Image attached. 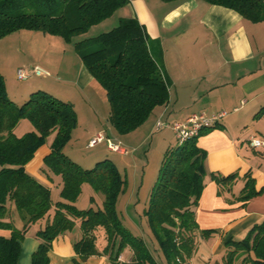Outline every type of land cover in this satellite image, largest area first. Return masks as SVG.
<instances>
[{"label":"trees","instance_id":"16d2710c","mask_svg":"<svg viewBox=\"0 0 264 264\" xmlns=\"http://www.w3.org/2000/svg\"><path fill=\"white\" fill-rule=\"evenodd\" d=\"M204 1L235 10L254 23L264 21V0ZM127 4L128 0H0V39L16 31L34 30L72 43L87 71L106 91L110 124L118 134L126 135L140 127L154 108L169 102L170 88L160 56L152 51L153 40L137 18H120L108 31L87 34ZM154 44L160 49L158 43ZM3 76L0 71V229H10L11 235H0V264H18L26 230L42 217L50 216L52 207L53 216L37 232L40 244L32 255V264H49L47 255L52 242L73 228L76 219L81 220L83 236L74 244V250L82 260L99 253L96 231L100 227L107 239L103 253H109L113 263L118 264L120 252L130 246L133 258L125 264H158L144 239L125 227L119 216L117 202L128 180L116 163L106 158L84 168L63 152L78 124L73 103L37 89L19 104L9 97ZM263 116L264 105L253 118ZM22 119H28L36 130L17 136L14 127ZM214 127L204 128L199 135L169 146L152 186L144 214L165 264H185L196 249L197 233L208 237L218 232L200 230L194 211L206 175L207 152L198 146V139ZM53 132L56 136L44 165L62 179V200L55 203L51 189L26 170L34 152ZM211 177L221 187L229 188L240 174L213 172ZM243 177L245 185L238 200L246 203L262 194L264 185L256 188L251 172ZM84 183L104 195L103 208L79 209L75 205ZM8 200L15 202L24 221L22 230L4 219ZM225 248L224 264H233L242 255H245L243 264H264V219L254 224L243 238L226 239Z\"/></svg>","mask_w":264,"mask_h":264},{"label":"crops","instance_id":"0c3cea01","mask_svg":"<svg viewBox=\"0 0 264 264\" xmlns=\"http://www.w3.org/2000/svg\"><path fill=\"white\" fill-rule=\"evenodd\" d=\"M125 17H135L146 26V32L153 40L152 51L159 54L162 68L170 80L169 102L154 108L150 117L136 130L126 135L115 131L109 121L110 104L106 91L87 71L81 60L78 71L75 74L66 72L65 77H60L59 74L61 60H58L57 64L50 61L49 65L56 69L55 81L59 84L46 83L45 87L40 84L17 85L16 78L14 79L10 72L5 70L6 67L0 64L8 95L20 104L33 91L45 89L63 100L72 102L78 115V124L63 152L84 168H91L95 162L100 161L93 154H88L91 148L96 147H89V141L99 132H105L113 138L122 137H117L122 145L123 142L130 144L133 141H139L143 145L153 131L171 129L164 127L155 130L156 121L159 119L175 122L185 120L194 113L212 115L227 111V115L221 118L217 127L209 129L198 139V146L206 150L207 156L205 187L198 205L194 207L195 217L200 230L214 229L218 232L208 237L197 233L196 249L185 263L224 264L226 239L243 238L254 224L264 219V192L243 203L238 200V195L244 187V181L235 182L234 188H227L218 185L211 177L213 172L228 175L235 171L242 177L251 172L256 188L264 185V147L256 148L249 144L253 137L264 139V116L253 118L264 105V21L254 23L235 10L209 4L204 0H128L127 5L119 8L99 25L110 23V26H115L118 19ZM35 34L41 36L42 41L47 42L51 49L57 47L63 54L72 44L66 43L59 36L47 35L40 31ZM154 42L159 44L160 49ZM49 75L52 76L51 72ZM14 128L17 136L36 130L28 119H22ZM55 136L56 132L50 134L26 165L29 174L51 189L54 203L62 200V179L46 168L44 158L50 153ZM157 139L161 143L164 137L161 135ZM166 145L170 146L167 142L164 143V146ZM134 148L135 146L132 148L133 153ZM121 161H124L123 157L119 162ZM116 165L128 180L127 187L117 202V211L123 224L134 235L142 237L151 252L150 246H153L164 258L144 214L151 194L149 189L146 191L145 200L141 202L140 198L141 190L145 186L144 175L140 176L141 184L138 185L132 182L135 175L130 176L127 170L122 172L120 164ZM81 190L74 202L79 209L103 208L102 193L94 191L88 183L82 184ZM125 195L127 197L123 201ZM121 201L125 203L124 212L119 208ZM6 206L8 214L4 218L5 221L22 230L24 221L15 202L8 200ZM53 213L54 207L49 212L50 216L42 217L28 227L21 243L18 264H32V255L40 244L37 232L43 230ZM0 235L8 237L11 230L0 229ZM82 236L81 220L76 219L73 228L60 234L52 242V248L47 255L49 264H115L109 253H103L107 245L103 228L99 227L96 231L99 253L86 260H82L74 250V244ZM120 253L118 264L129 263L133 258L130 246ZM244 256L236 258L233 264H243Z\"/></svg>","mask_w":264,"mask_h":264},{"label":"rangeland","instance_id":"374dc122","mask_svg":"<svg viewBox=\"0 0 264 264\" xmlns=\"http://www.w3.org/2000/svg\"><path fill=\"white\" fill-rule=\"evenodd\" d=\"M117 25V24H115ZM114 26H110V23H104L103 25H99L94 27L89 33L92 35H97L98 33L108 31ZM38 31L34 30H22L10 34L9 37H4L0 39V61L2 65L6 68L7 72H10V75L15 79L17 69L19 68H31L34 65H40L43 68L48 69L52 76H37L33 75L28 80L19 81L17 78L15 79V83L17 85H26V84H40L45 87L46 83H56L59 84L58 81H55L56 74L55 70L51 65H49L50 61H54L56 64L58 60H61L62 64L60 65L59 74L60 77H65L66 72H70L75 74L78 70L77 67H81L80 58L78 56L77 51L75 50L74 45L71 44L68 48V51L63 54L59 48L51 49V46L42 41L43 38L35 33ZM43 33V32H42ZM35 34V36H34ZM45 34V33H44ZM61 38V37H60ZM63 40V39H62ZM51 64V63H50ZM59 65V64H58ZM66 66V67H65ZM69 66V67H68ZM69 73V74H70ZM63 79V78H59ZM65 79V78H64ZM107 127V124H106ZM163 136L164 140L159 143L158 137ZM118 137V136H117ZM119 138V137H118ZM122 138V137H121ZM119 138V139H121ZM132 140V139H130ZM131 142V141H130ZM169 143L170 146H174L177 144V139L173 134V131L168 128H164L161 131H153L149 134L147 141L142 144L140 142H131L127 144V142H123V145L128 149V154L122 156L119 152L109 151L107 150L106 142L100 143L96 145V147L91 148L88 154H93L99 160L103 159H111L117 164H120V169L122 172L125 170L128 171L130 176H134L132 182H136L138 185L141 184V177L144 175L145 186L141 190L140 198L141 202L145 200L146 191L149 193L154 186L156 179L158 177V172L161 166V162L164 156V153L168 146H164V143ZM129 145V146H128ZM135 146L134 153L132 152V148ZM121 157L124 158V161H120ZM150 162L147 166V163ZM95 165V164H94ZM93 165V166H94ZM92 166V167H93ZM244 179V180H243ZM244 181L245 178L240 176L236 182ZM234 183L232 187L234 188ZM237 189V187H235ZM123 201L126 199V195L123 196ZM136 197V195H135ZM123 201L120 202L119 208L124 212L123 207H125V203ZM152 252L154 254L155 259L159 264H165V259L161 257L160 254L157 253V250L150 246Z\"/></svg>","mask_w":264,"mask_h":264},{"label":"built area","instance_id":"2783aa9c","mask_svg":"<svg viewBox=\"0 0 264 264\" xmlns=\"http://www.w3.org/2000/svg\"><path fill=\"white\" fill-rule=\"evenodd\" d=\"M49 71L39 65H35L31 68H19L16 73V78L19 81L28 80L33 75L37 76H49ZM227 111L216 112L212 115H206L205 113H194L188 118L182 121L164 122L162 120L156 121L155 130H159L164 127H170L176 136L177 143L181 144L187 139L199 135V132L204 128H211L220 124L221 118L227 115ZM106 142L108 150L119 152L121 154L128 153V149L122 145V143L116 138L109 137L105 132H99L93 138L90 139L88 146L94 147L100 143ZM253 147H264V139L260 137H253L249 143Z\"/></svg>","mask_w":264,"mask_h":264}]
</instances>
